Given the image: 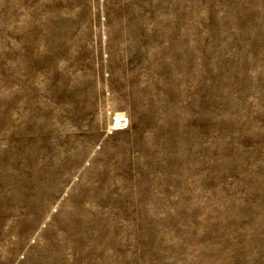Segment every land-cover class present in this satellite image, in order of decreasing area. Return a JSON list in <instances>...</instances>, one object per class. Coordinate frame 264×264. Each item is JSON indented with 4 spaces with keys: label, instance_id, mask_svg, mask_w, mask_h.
Instances as JSON below:
<instances>
[{
    "label": "rangeland",
    "instance_id": "rangeland-1",
    "mask_svg": "<svg viewBox=\"0 0 264 264\" xmlns=\"http://www.w3.org/2000/svg\"><path fill=\"white\" fill-rule=\"evenodd\" d=\"M0 264H264V0H0Z\"/></svg>",
    "mask_w": 264,
    "mask_h": 264
}]
</instances>
